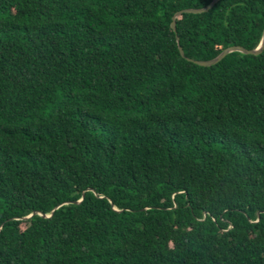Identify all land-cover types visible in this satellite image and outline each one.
<instances>
[{
	"label": "trees",
	"instance_id": "trees-1",
	"mask_svg": "<svg viewBox=\"0 0 264 264\" xmlns=\"http://www.w3.org/2000/svg\"><path fill=\"white\" fill-rule=\"evenodd\" d=\"M210 1L0 0V264H264V49L191 62L264 0Z\"/></svg>",
	"mask_w": 264,
	"mask_h": 264
},
{
	"label": "water",
	"instance_id": "water-1",
	"mask_svg": "<svg viewBox=\"0 0 264 264\" xmlns=\"http://www.w3.org/2000/svg\"><path fill=\"white\" fill-rule=\"evenodd\" d=\"M218 0H211L207 5L203 6V7H200V8H186L184 10H181V11H178L176 12L173 17H172V21H171V24H170V27L172 29V31H176L175 29V20L178 16H180L181 14L183 13H200V12H205V11H208L210 8L213 7V5L217 2ZM176 42L178 43L179 42V38L176 36ZM264 49V29H263V32H262V37H261V40L258 44V46L255 48V49H252V50H247L243 47H240V46H231V47H228L226 49H224L220 54H218L215 58L211 59V60H192L191 62L193 63H196L198 65H202V66H205V67H210V66H213L215 64H217L219 61H221L224 57H226L228 54L230 53H233V52H239V53H242V54H245V55H259ZM178 51H179V54L181 57H185L184 56V53H183V50L180 46H178ZM83 199V194L81 196V198L74 202V203H80ZM65 204H68V203H65ZM57 207H55L53 210H55ZM53 210L47 214V215H43V214H39L37 213L38 216L42 217V218H48ZM31 214H29L28 216L24 217V219L30 217Z\"/></svg>",
	"mask_w": 264,
	"mask_h": 264
}]
</instances>
